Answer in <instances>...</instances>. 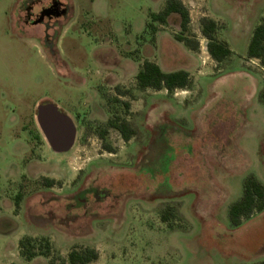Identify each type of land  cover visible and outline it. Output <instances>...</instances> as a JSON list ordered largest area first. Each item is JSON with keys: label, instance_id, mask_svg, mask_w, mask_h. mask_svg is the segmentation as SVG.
Returning a JSON list of instances; mask_svg holds the SVG:
<instances>
[{"label": "rangeland", "instance_id": "374dc122", "mask_svg": "<svg viewBox=\"0 0 264 264\" xmlns=\"http://www.w3.org/2000/svg\"><path fill=\"white\" fill-rule=\"evenodd\" d=\"M19 1L0 0V213L17 224L0 234V258L12 245L11 264H22L14 244L29 235L51 243L42 264L74 247L96 250L90 264H264V210L238 227L227 217L246 176L264 184V63L246 57L264 0H180L197 50L175 39L179 15L151 20L164 0H62L71 13L54 54L40 27L23 26ZM202 17L222 26L216 38L231 50L222 64L205 50ZM146 59L187 70L191 87L140 91ZM47 101L74 124L68 151L41 140L34 115ZM115 118L135 136L106 125ZM79 192L91 194L74 210ZM165 208L174 217L163 222Z\"/></svg>", "mask_w": 264, "mask_h": 264}, {"label": "trees", "instance_id": "16d2710c", "mask_svg": "<svg viewBox=\"0 0 264 264\" xmlns=\"http://www.w3.org/2000/svg\"><path fill=\"white\" fill-rule=\"evenodd\" d=\"M177 14L180 17L179 26L180 32L176 34L175 39L182 42L188 49L197 50L198 41L192 40L184 35L187 30L189 21L188 12L180 0H164L163 7L158 12L150 14L153 22L159 25L166 24L167 18ZM200 33L207 39L205 50L218 64H222L229 59L231 50L226 43L218 41L216 34L222 26L213 19L202 17L199 21ZM151 29L155 31L156 26L149 24ZM246 57L256 58L264 63V14L259 18L251 32L247 47ZM136 88L144 91L148 88L154 90H166L167 93L173 92L175 89L189 88L192 85L189 73L184 69L165 72L154 62L144 60L138 72L135 75ZM118 94H127L129 92L121 91L116 88ZM126 106L128 104H125ZM111 126L114 127L120 136L128 141L135 136L136 130L126 119L115 118L111 121ZM105 130L100 133L103 137ZM109 151L111 147L105 145ZM45 185H52L51 180H44ZM18 198V195H17ZM18 199L14 201L15 206H18ZM264 210V184L260 182L254 175L249 174L245 177L242 184V193L238 200L230 204L227 212V217L232 227H238L243 218L248 217L253 212H261ZM174 214L171 208H165L161 214V220L166 222L173 218ZM18 250L21 257L25 260H31L37 256L49 257L52 251V246L48 238H35L25 235L18 241ZM98 257L96 250L90 247H74L69 250L65 258L59 259V264H90ZM50 264H55V260H51Z\"/></svg>", "mask_w": 264, "mask_h": 264}, {"label": "flooded vegetation", "instance_id": "af4514ba", "mask_svg": "<svg viewBox=\"0 0 264 264\" xmlns=\"http://www.w3.org/2000/svg\"><path fill=\"white\" fill-rule=\"evenodd\" d=\"M15 8L17 9L16 12L21 13L22 22H23L24 27L33 28V27L38 26L41 28V35H42V39L44 40L43 42H44L45 48L51 54H54L53 41L57 38L59 34V27L61 26L60 22H62L65 19H68V17L70 16L71 12H70L69 6L62 0H21L18 2ZM25 32H28V31H25ZM33 36H34L33 38L39 39L38 36L36 35H33ZM93 59L100 60V64H102L101 59L99 57L95 58V56H93ZM106 64L108 63H105V65ZM103 79L104 81H107V77H104ZM47 102H42V103H47ZM35 115H36V112H35ZM35 122H36V119H35ZM106 125H108L109 127H112L111 121H109ZM37 127H38V124H37ZM38 129L40 131L39 135L41 137V140H43L47 144V146L53 151L45 135L41 132L39 127ZM74 130H75V127H74ZM103 130L106 131L107 128L105 127ZM103 130H101V132ZM100 133H99V136H100ZM74 138H75V134H74ZM105 145L107 144H104L105 149L109 150L107 149ZM46 180H49V179H46ZM51 181L53 182V180ZM90 194L91 193L86 192L84 194L85 196H80L81 194L79 192L78 195H75V202L73 204L74 210L84 208L87 203L86 199L87 197H89Z\"/></svg>", "mask_w": 264, "mask_h": 264}, {"label": "water", "instance_id": "95a60500", "mask_svg": "<svg viewBox=\"0 0 264 264\" xmlns=\"http://www.w3.org/2000/svg\"><path fill=\"white\" fill-rule=\"evenodd\" d=\"M36 122L55 152L68 151L74 142V125L71 118L52 102L36 106Z\"/></svg>", "mask_w": 264, "mask_h": 264}, {"label": "crops", "instance_id": "0c3cea01", "mask_svg": "<svg viewBox=\"0 0 264 264\" xmlns=\"http://www.w3.org/2000/svg\"><path fill=\"white\" fill-rule=\"evenodd\" d=\"M96 52V51H95ZM94 60V59H93ZM95 61V63L100 67L101 66V68L103 69H105V70H107V69H109L110 68V65H108V64H106L105 65V63L106 62H103L102 64H100V60H94ZM150 61V60H149ZM141 65H142V63H141ZM141 65H140V67H141ZM158 65V64H157ZM159 66V65H158ZM140 67H139V69H140ZM160 67V66H159ZM138 69V70H139ZM138 70H137V72H138ZM162 70V69H161ZM163 71H165V72H168V70H163ZM170 71V70H169ZM187 71V70H186ZM136 72V73H137ZM17 215H11V217L12 218H14V217H16ZM15 219V218H14ZM10 222L11 223V225L9 226V229L7 228L6 230L3 228V225H5V223L6 222ZM16 228H17V224H16V221H14L13 219L11 220L7 215H4L3 213H0V234H5V235H9V234H11L14 230H16ZM25 236V235H24ZM29 236V235H28ZM23 237V236H22ZM33 237V236H32ZM21 238V237H20ZM20 238H18L17 239V242L14 244V247L16 248V247H18V241H19V239ZM12 245H10V246H7V249L3 252V254H2V256H1V258H0V264H11V262H12V258H10L11 256L10 255H13L11 252H12ZM18 250V249H17ZM15 253H16V255H19L20 256V254H19V252L18 251H16L15 250ZM22 259H23V263L22 264H39V263H41L42 264V262L41 261H39L38 259H39V256H37V257H34L33 259H31V260H25L23 257H21ZM9 261V262H8ZM46 264H47V262H46Z\"/></svg>", "mask_w": 264, "mask_h": 264}]
</instances>
